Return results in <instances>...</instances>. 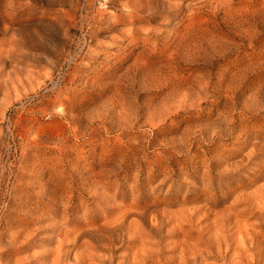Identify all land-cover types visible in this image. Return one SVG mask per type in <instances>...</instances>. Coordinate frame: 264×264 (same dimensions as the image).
Here are the masks:
<instances>
[{
	"label": "rangeland",
	"instance_id": "374dc122",
	"mask_svg": "<svg viewBox=\"0 0 264 264\" xmlns=\"http://www.w3.org/2000/svg\"><path fill=\"white\" fill-rule=\"evenodd\" d=\"M256 238L264 0H0V264H246Z\"/></svg>",
	"mask_w": 264,
	"mask_h": 264
},
{
	"label": "bare ground",
	"instance_id": "6f19581e",
	"mask_svg": "<svg viewBox=\"0 0 264 264\" xmlns=\"http://www.w3.org/2000/svg\"><path fill=\"white\" fill-rule=\"evenodd\" d=\"M134 210V209H133ZM156 210V209H155ZM143 211V210H142ZM144 212H146V211H144ZM149 212V211H148ZM155 212V211H154ZM158 213V212H157ZM130 214V213H129ZM145 214V213H144ZM144 214H142L143 216H145ZM134 215V214H133ZM153 215H154V213H153ZM139 216H140V214H139ZM152 215H150V217H151ZM121 220V219H120ZM119 220V221H120ZM124 221H123V219L120 221V224H117L116 225V227L115 228H113V229H111L109 232H110V235L108 234L107 236H106V238L108 239V240H112V238L115 236V234H116V231L118 230V227L123 223ZM108 225H110V224H108ZM136 225H138V224H136ZM150 225V224H149ZM106 226H104V228H105ZM107 228H109V227H107ZM135 228L136 227H130L129 228V230H128V232H130V231H133V233L135 232ZM106 229V228H105ZM158 229V228H157ZM102 230V229H101ZM145 230V229H144ZM93 231V230H92ZM106 231V230H105ZM138 233H140V231L138 232ZM101 235V234H100ZM127 235V234H126ZM145 235V234H144ZM148 235V234H147ZM101 237L103 238V235H101ZM101 237H99V236H96V237H94V239H95V241L96 242H102V241H105V240H103ZM153 237V236H152ZM128 239V238H127ZM135 240L137 241L138 240V238L136 237L135 238ZM255 241H256V243L257 244H259L260 246H259V248H260V251H259V253H258V256H259V259L258 260H255V261H247V263L246 264H260V262H261V258H264V256H263V253H264V247H262L261 246V240H259L258 238H256L255 239ZM120 248H124L123 246H121ZM102 249V248H101ZM100 249V250H101ZM254 249H256V246L254 245L253 247H251L250 249L249 248H246L245 250L247 251V252H249V251H254ZM139 253H140V255H145L144 254V249L141 247L140 248V250L138 251ZM146 256V255H145ZM242 257L240 258V259H243V257H244V255H241ZM57 257V256H56ZM59 257V256H58ZM57 257V258H58ZM87 257H88V253L86 254V251H85V253L83 254V256L82 257H80V258H75L74 259V261L72 262H68V264H87ZM140 258H141V260H144L143 262H146V257L144 258V256H140ZM70 259V258H69ZM133 259V258H132ZM134 262H133V264H143V262H139V261H137V255L134 257ZM132 260V261H133ZM53 261V260H52ZM55 262V261H54ZM59 262V261H58ZM51 264H52V262H51ZM57 264V263H56ZM59 264V263H58ZM180 264V263H179Z\"/></svg>",
	"mask_w": 264,
	"mask_h": 264
}]
</instances>
